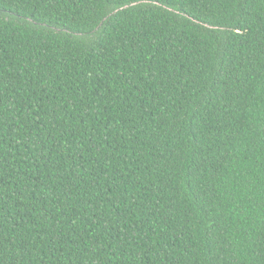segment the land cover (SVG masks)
I'll return each mask as SVG.
<instances>
[{"label":"trees","instance_id":"1","mask_svg":"<svg viewBox=\"0 0 264 264\" xmlns=\"http://www.w3.org/2000/svg\"><path fill=\"white\" fill-rule=\"evenodd\" d=\"M0 264H264V0H0Z\"/></svg>","mask_w":264,"mask_h":264}]
</instances>
